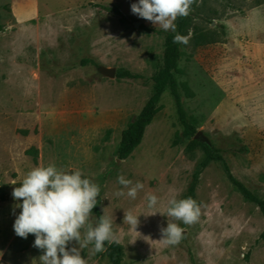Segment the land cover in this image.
I'll use <instances>...</instances> for the list:
<instances>
[{
  "label": "rangeland",
  "instance_id": "obj_1",
  "mask_svg": "<svg viewBox=\"0 0 264 264\" xmlns=\"http://www.w3.org/2000/svg\"><path fill=\"white\" fill-rule=\"evenodd\" d=\"M12 2L0 0V264H39L34 235L14 232L22 201L12 190L31 169L50 164L99 185L97 211L113 219L114 241L106 243L120 246L121 264H264V210L243 200L220 165L203 167L199 146L218 151L230 175L264 202V0H194L173 77L195 135L183 138L165 90L125 161L114 152L150 97L170 31L133 14L138 0H39L27 24L15 23ZM102 69L141 80H110ZM121 175L144 185L136 199L118 183ZM120 190L124 196L115 195ZM148 194L158 197L155 208ZM173 197L194 199L198 221L168 217ZM127 212L139 215V234L124 222ZM168 221L184 229L178 245L160 240ZM90 223L97 224L93 212ZM92 249H81L87 264H109Z\"/></svg>",
  "mask_w": 264,
  "mask_h": 264
},
{
  "label": "clouds",
  "instance_id": "obj_2",
  "mask_svg": "<svg viewBox=\"0 0 264 264\" xmlns=\"http://www.w3.org/2000/svg\"><path fill=\"white\" fill-rule=\"evenodd\" d=\"M193 3L194 0H138L131 5V12L159 25L164 31L176 32L175 21L178 17L188 16ZM188 42L189 37L180 34L173 38V43L186 45ZM117 179L133 200L144 187L140 182L133 184L122 175ZM99 193V185L85 178L80 170L63 171L54 164L34 167L20 186L12 190L13 200L22 201L15 205L20 212L13 224L14 232L24 239L29 234L34 235L33 246L43 251L39 264H87L81 255L82 248L93 245L92 253L95 254L105 250V242L114 241L111 217L102 215L95 226L90 223ZM115 195L124 196L125 192L120 190ZM146 199L149 208L156 207L158 197L155 194H148ZM200 214L201 209L192 198L168 200L166 215L175 221L192 225ZM138 216L131 212L124 215V222L135 232L139 225ZM82 229L86 230L83 236ZM160 232L163 244L178 245L184 229L178 223L168 221L167 227L161 228ZM72 241L79 247L69 248Z\"/></svg>",
  "mask_w": 264,
  "mask_h": 264
},
{
  "label": "trees",
  "instance_id": "obj_3",
  "mask_svg": "<svg viewBox=\"0 0 264 264\" xmlns=\"http://www.w3.org/2000/svg\"><path fill=\"white\" fill-rule=\"evenodd\" d=\"M93 9H97L106 14L116 16L122 21L124 19L115 11L101 7V6H91ZM193 9V4L191 5V11ZM5 12H9V8L4 7ZM190 11V12H191ZM176 32L170 31L165 35L164 46L165 51L163 54L162 67L156 77L152 79L151 94L144 107L132 121L126 129L122 132L120 136L119 144L114 152V157L117 161H125L133 151L139 146L145 129L152 123L155 115L157 114V104L159 103L160 97L165 90H168L175 104L177 120L183 129L182 136L185 139H191L194 135V129L192 128L190 122L187 120L183 108L180 103L179 95L177 92L176 83L173 74L177 72V62L179 59V43H173V38L176 34L182 35V30L185 24V17H178L175 21ZM84 65H89L95 67L91 62H82ZM117 80H131L137 81L141 80L139 76L131 75L127 72H118L115 75ZM193 146H196L194 142H191ZM201 146V150L204 154V164L203 167L214 163L220 165L222 171L228 180L229 184L233 189L243 198V200L249 204L256 205V207L263 211L264 202L259 201L251 193H249L238 181H236L229 173L227 167L225 166L218 151L210 150L209 148ZM192 194V191L189 192ZM191 196V195H190ZM93 215L99 221V214L97 207L95 206L92 210ZM105 250L103 251L104 257L107 259L109 264H121L122 262V251L120 246L117 244H107L104 245Z\"/></svg>",
  "mask_w": 264,
  "mask_h": 264
},
{
  "label": "crops",
  "instance_id": "obj_4",
  "mask_svg": "<svg viewBox=\"0 0 264 264\" xmlns=\"http://www.w3.org/2000/svg\"><path fill=\"white\" fill-rule=\"evenodd\" d=\"M39 0H13L10 8L16 24L32 22L38 15Z\"/></svg>",
  "mask_w": 264,
  "mask_h": 264
},
{
  "label": "water",
  "instance_id": "obj_5",
  "mask_svg": "<svg viewBox=\"0 0 264 264\" xmlns=\"http://www.w3.org/2000/svg\"><path fill=\"white\" fill-rule=\"evenodd\" d=\"M134 28H138V24H134ZM99 72L103 77L107 79H110V80L114 79V76H115L114 70L102 69Z\"/></svg>",
  "mask_w": 264,
  "mask_h": 264
}]
</instances>
